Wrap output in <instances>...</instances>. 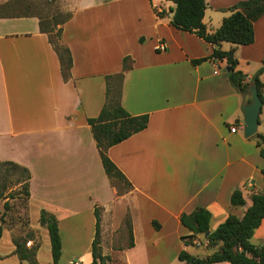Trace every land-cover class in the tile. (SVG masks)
<instances>
[{"label": "crops", "instance_id": "1", "mask_svg": "<svg viewBox=\"0 0 264 264\" xmlns=\"http://www.w3.org/2000/svg\"><path fill=\"white\" fill-rule=\"evenodd\" d=\"M238 1L207 0V30L218 28ZM75 4L60 26V42L72 56L67 79L39 17H0V160L28 168L29 200L57 218L61 256L63 232L69 235V264L92 260L95 208L106 264H187L178 259L181 250L210 254L204 236L195 245L181 241L188 230L180 214L205 207L213 230L229 214L241 217L252 193L264 194V159L253 135H243L241 105L248 91L233 87L224 59L192 62L208 57L212 46L173 27V8L163 0ZM253 36L234 52L236 68L249 78L264 59V13L253 22ZM159 41L164 51L156 49ZM232 47L221 42L222 50ZM125 56L131 67L120 81L121 105L132 115L147 114L148 124L107 150L131 184L119 194L103 170L87 119L100 112L106 76L121 72ZM259 79L264 98V71ZM256 133L264 135V102ZM236 188L242 206L230 202ZM251 242L264 244V217ZM21 262L13 242L0 250V263Z\"/></svg>", "mask_w": 264, "mask_h": 264}, {"label": "trees", "instance_id": "2", "mask_svg": "<svg viewBox=\"0 0 264 264\" xmlns=\"http://www.w3.org/2000/svg\"><path fill=\"white\" fill-rule=\"evenodd\" d=\"M174 8L170 23L173 27L195 34L199 38L208 42L212 46V52L208 57H202L192 60L193 63H200L207 58L225 60L228 68V78L233 87L239 92H246L249 82L256 83L259 95L264 102L261 92L262 82L259 75L264 71V59L261 66L249 78L241 70L236 68L238 60L234 55L235 47L246 45L253 42V22L264 13V0H241L227 8L230 14L223 18L220 26L213 31H208L203 22L207 0H172ZM155 11L159 17L163 16L162 11ZM33 14L24 13L20 15H1L0 17L30 16ZM71 15V14H70ZM70 15L62 24L70 18ZM40 29L48 34L49 42L55 50L59 62L61 73L64 79L70 75L72 66V56L69 48L60 42L61 28L54 32L51 37L49 31L45 30L39 18ZM227 41L233 44L229 50L221 49V42ZM129 56L123 58V68L121 72L107 75L106 97L104 105L97 116L87 119L91 132L101 159L102 167L110 183L114 186L123 184L124 191L131 188L130 182L124 174L117 168L114 162L107 155V150L131 135L143 130L148 124V115H132L120 102V81L123 78L124 71L131 67ZM113 80V82H112ZM117 83V90L112 91V86ZM252 138L255 140L259 149V154L264 159V135L255 133ZM18 171V176L12 179V174ZM261 174L264 180V163L261 167ZM11 176V178H10ZM0 199H6L3 202V212L0 215V238L3 231L6 212L9 209L8 197L14 198V193L7 196L4 190L8 184L14 183L20 185L19 194H22L25 200H29V179L30 172L28 168L21 166L13 161L0 160ZM120 191V189H119ZM122 191V190H121ZM251 204L245 209L243 215L238 217L229 214L213 230H209L211 213L202 206H197L190 212H182L179 220L187 228L188 233L180 237L185 245H195L198 236H204L206 247L212 249V252L206 256H195L185 250L178 253V259L187 264H212L220 261H227L230 264H264V244H253L251 236L255 229L260 225L264 217V194L254 192L250 196ZM30 202V200H29ZM232 205H244L245 199L240 188L232 191L230 196ZM31 203V202H30ZM95 236L91 243L92 260L89 264H106L107 256L102 255L99 238L100 216L95 208ZM38 222L45 225L50 246L52 264H58L61 256V237L59 234L57 218L54 214L41 209ZM126 223L129 225L128 218ZM153 225L158 228V224L153 221ZM131 236V232H130ZM15 247V253L18 254L21 264H36V248H26L19 239H12Z\"/></svg>", "mask_w": 264, "mask_h": 264}, {"label": "rangeland", "instance_id": "3", "mask_svg": "<svg viewBox=\"0 0 264 264\" xmlns=\"http://www.w3.org/2000/svg\"><path fill=\"white\" fill-rule=\"evenodd\" d=\"M77 0H0V16L1 15H20L29 13L40 18L41 24L45 30L49 31L51 37L54 32L60 28L62 22L71 14ZM158 1V0H154ZM167 6L174 8L172 0H163ZM117 83L112 86V91L117 90ZM18 176V171L12 174V179ZM0 177V183H1ZM114 186V185H113ZM119 194L124 191V185L114 186ZM20 185L10 183L4 190L7 196L14 193V198L8 197L9 209L6 212L5 221L3 223V231L0 240V250H6L12 246V239L21 240L26 248H36V264H52L51 246L49 236L45 225L38 222L39 211L29 200H25L22 194H19ZM120 189V191H119ZM122 190V191H121ZM4 199H0V215L3 212ZM65 250L63 256L60 257L58 264H69L67 256L70 253L68 246V234L64 233ZM14 259H12L13 261ZM9 262V261H8ZM77 261H73L75 264ZM27 264L26 261H24ZM78 263V262H77ZM3 264V263H0ZM81 264V263H78Z\"/></svg>", "mask_w": 264, "mask_h": 264}, {"label": "water", "instance_id": "4", "mask_svg": "<svg viewBox=\"0 0 264 264\" xmlns=\"http://www.w3.org/2000/svg\"><path fill=\"white\" fill-rule=\"evenodd\" d=\"M247 91L248 94L246 95L245 102L241 105L244 137L252 136L257 132L259 113L263 103L254 81L249 82ZM208 233L209 231L205 233L204 237Z\"/></svg>", "mask_w": 264, "mask_h": 264}, {"label": "built area", "instance_id": "5", "mask_svg": "<svg viewBox=\"0 0 264 264\" xmlns=\"http://www.w3.org/2000/svg\"><path fill=\"white\" fill-rule=\"evenodd\" d=\"M156 49H158V50H160V51H164V50L166 49V44H165L163 41H159V43H158ZM235 130H236L235 126H232V127L230 128V131H231V132H235ZM75 264H78V263L75 262Z\"/></svg>", "mask_w": 264, "mask_h": 264}]
</instances>
